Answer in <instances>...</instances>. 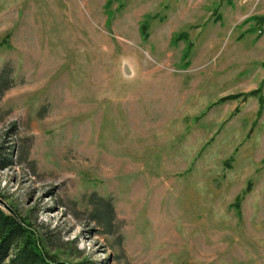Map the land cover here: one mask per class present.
Wrapping results in <instances>:
<instances>
[{
  "label": "rangeland",
  "instance_id": "1",
  "mask_svg": "<svg viewBox=\"0 0 264 264\" xmlns=\"http://www.w3.org/2000/svg\"><path fill=\"white\" fill-rule=\"evenodd\" d=\"M0 150L70 264H264V0H0Z\"/></svg>",
  "mask_w": 264,
  "mask_h": 264
},
{
  "label": "trees",
  "instance_id": "2",
  "mask_svg": "<svg viewBox=\"0 0 264 264\" xmlns=\"http://www.w3.org/2000/svg\"><path fill=\"white\" fill-rule=\"evenodd\" d=\"M260 93L253 92L250 95ZM238 96H228L222 99L226 102L229 99H237ZM263 105V98H260ZM13 165L10 152L0 150V170ZM247 190L238 200L243 199L249 193ZM105 207V214H96L95 220L102 221L104 225H109L113 207L105 199L101 200ZM11 206V205H10ZM16 213V217L0 207V264H70L62 260L55 252L53 238L47 229L34 222L28 217H24L16 208L11 206ZM99 213V212H98Z\"/></svg>",
  "mask_w": 264,
  "mask_h": 264
},
{
  "label": "water",
  "instance_id": "3",
  "mask_svg": "<svg viewBox=\"0 0 264 264\" xmlns=\"http://www.w3.org/2000/svg\"><path fill=\"white\" fill-rule=\"evenodd\" d=\"M0 207H2L3 209L8 211L10 214L14 215L15 217L17 216L14 210L8 204H6V202L1 197H0Z\"/></svg>",
  "mask_w": 264,
  "mask_h": 264
}]
</instances>
